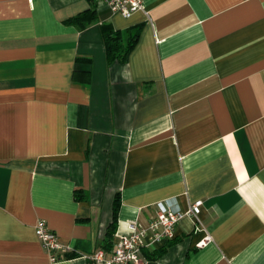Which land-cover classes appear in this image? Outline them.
Wrapping results in <instances>:
<instances>
[{
	"label": "crops",
	"instance_id": "obj_1",
	"mask_svg": "<svg viewBox=\"0 0 264 264\" xmlns=\"http://www.w3.org/2000/svg\"><path fill=\"white\" fill-rule=\"evenodd\" d=\"M141 3L0 0V264H53L38 220L92 264L159 204L183 216L146 264H264V0ZM101 27L136 33L123 61Z\"/></svg>",
	"mask_w": 264,
	"mask_h": 264
},
{
	"label": "built area",
	"instance_id": "obj_2",
	"mask_svg": "<svg viewBox=\"0 0 264 264\" xmlns=\"http://www.w3.org/2000/svg\"><path fill=\"white\" fill-rule=\"evenodd\" d=\"M112 13H119L128 18L133 13L143 10L141 0H99ZM200 202L191 204L188 214L195 212ZM181 212H172L162 204L158 205L156 216L150 221L148 227L140 228L130 225L128 234L117 236L113 250L107 253L97 250L90 255L83 256L92 264H146L142 250L154 249L156 244L162 241L173 240L176 227L182 218ZM35 235L43 249L49 256L51 263L63 260L65 254L71 251V247L61 243L57 236L49 230L43 220H38L35 227ZM209 236L197 244L201 247L208 242Z\"/></svg>",
	"mask_w": 264,
	"mask_h": 264
},
{
	"label": "trees",
	"instance_id": "obj_3",
	"mask_svg": "<svg viewBox=\"0 0 264 264\" xmlns=\"http://www.w3.org/2000/svg\"><path fill=\"white\" fill-rule=\"evenodd\" d=\"M95 19L93 9L79 14L77 17L72 18L69 22L77 24L79 28L85 27L86 23H90ZM85 21V22H84ZM101 33L105 44L106 57L108 61H123L127 53L133 47L136 41V33L133 32L128 38L126 43L122 42L121 36L117 32H112L105 27H101ZM119 206L118 198H115L113 207V224L116 222V212Z\"/></svg>",
	"mask_w": 264,
	"mask_h": 264
}]
</instances>
